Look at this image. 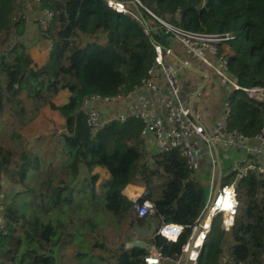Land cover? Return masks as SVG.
Instances as JSON below:
<instances>
[{"label": "trees", "instance_id": "1", "mask_svg": "<svg viewBox=\"0 0 264 264\" xmlns=\"http://www.w3.org/2000/svg\"><path fill=\"white\" fill-rule=\"evenodd\" d=\"M113 1L126 11L116 10L108 0H45L43 4L53 11L51 45L37 62L21 39L27 22L20 13L23 0H0V108L6 105L21 123L26 122L23 93L35 109L48 106L56 111L64 120L60 150L65 154L59 165L44 166L40 155L31 150L15 152L0 145V177L4 175L11 184L22 187L2 205L6 231L0 232V264H56L55 248L59 250L71 241L79 243L83 227L87 225V230L93 225L91 213H84L79 231L70 213L79 205L75 204V193L85 188L84 182L75 180L81 167L89 173L95 167L107 172L98 191L94 188L98 175H91L90 197L103 193V208L126 218L130 227L135 220L149 223L148 217H135L133 201L122 194L125 186L134 182L144 187L136 201L152 202L154 213L149 218L156 225L162 216L165 222L184 226L176 241L160 235L151 238L163 256L179 253L205 203L204 183L187 169L177 150L161 152L145 145L140 121H110L94 133L86 125L80 110L84 96L127 93L153 64L152 43H158L163 53L170 47L167 35L151 30V16L141 5L130 0ZM139 1L157 16L185 29L231 32L233 37L226 42L228 72L242 86H264V0ZM2 35L12 39L1 40ZM61 90L67 91V100L56 104L53 97ZM226 99L229 128L248 136L257 133L264 123V102L241 89L231 90ZM30 169L43 172L45 177L29 185ZM56 173L62 178L53 183ZM233 178L228 174L224 180L229 183ZM236 197L232 225L224 230L219 217L212 220L196 264H218L227 233L231 236V258L226 264H264V175L251 173L238 179ZM79 209L82 211L81 205ZM96 245L104 248L102 243ZM146 252L123 244L112 257L115 264H145ZM75 254L77 258L90 254L102 260L87 250Z\"/></svg>", "mask_w": 264, "mask_h": 264}, {"label": "built area", "instance_id": "2", "mask_svg": "<svg viewBox=\"0 0 264 264\" xmlns=\"http://www.w3.org/2000/svg\"><path fill=\"white\" fill-rule=\"evenodd\" d=\"M34 1L38 8L34 17L38 35L35 42L42 44L45 41L43 50H49V27L53 11L43 4L45 0ZM134 1L151 16V30H159L167 35L170 41L181 47L184 54L200 64L207 78H213L225 90L218 116L209 129L203 126L193 111L192 101L181 97L179 70L182 64L170 61L167 51L163 53L161 46L155 42L152 43L155 50L154 62L136 87L127 93L104 96L97 92L88 94L81 100L80 110L91 133L110 121L136 119L141 123L140 137L149 148L161 152L177 150L185 160L187 169L193 173L199 169L201 159L205 160L210 173L205 203L190 226V233L181 245L179 253L163 256L152 244L143 256L145 264H196V257L210 231L212 220L219 217L220 227L224 230H228L233 223L238 205L236 181L251 173L264 175V123L252 136L230 129V108L226 96L231 90L241 89L254 100L264 102V86H242L236 77L228 72L229 51L226 42L233 37L231 32L191 31L157 16L139 0ZM108 3L118 11H126L118 2L108 0ZM145 32H148V28ZM23 42L29 48L31 41ZM217 143L227 150L241 151L243 156L233 161L228 168L222 169L214 149ZM228 174H233V180L217 186L219 177ZM8 181L7 177H0V200ZM132 207L136 218H147L154 213L153 204L149 200L142 203L133 200ZM183 229V225L165 222L160 216L155 235L176 241ZM5 231L4 223L0 222V232ZM199 236H202L201 242L197 245ZM192 251H195V255H192ZM230 258L228 254V259Z\"/></svg>", "mask_w": 264, "mask_h": 264}, {"label": "rangeland", "instance_id": "3", "mask_svg": "<svg viewBox=\"0 0 264 264\" xmlns=\"http://www.w3.org/2000/svg\"><path fill=\"white\" fill-rule=\"evenodd\" d=\"M29 1L30 0H23L22 2L20 13H22L24 16L27 14L26 11L28 3L31 7L34 5L31 1ZM3 39L10 40L12 37H6V35H2L1 40ZM4 42V44H6V41ZM43 42L44 43L42 44L37 43L36 49H33V52L30 53V57L37 62L40 61V59L48 51L43 50L44 48L42 45L46 44L45 41ZM21 97L23 99L22 106L27 113L26 119L28 120L21 123V120L15 117L9 111L6 105L0 108V145L10 148L15 152H19L23 149L31 150L34 153L40 155L41 162L44 166H47L51 163L52 165H59L65 158V154L60 150L63 143L60 133L64 132V120L58 115L56 111L49 109L48 106L35 109L30 100L23 93L21 94ZM66 100V90H61L53 97V101L56 104L64 103ZM93 174L98 175L97 180L94 183V188L96 191L99 190L100 183L108 176L107 172L100 167H95L90 173L87 172L83 167L79 168L78 175L76 176L75 180L78 181V183L84 182L83 187L85 188L84 192L81 190L75 193L74 201L76 205H79L76 206V209L70 212L71 216L75 220L76 225L78 226L79 231L82 230L80 221H82L84 213H91L89 214L92 215L91 218L93 225L87 228V230H84V227L87 225L84 226L83 224L84 232H82V238H79V243H74V241H71L59 250L56 248L54 249L56 264H85L84 261L86 260L90 261V264H115L114 258L112 257L113 251L120 248L123 244L125 245V243L129 241L130 238L138 236L137 232H135L132 227L129 226L128 220L126 218L118 217L103 208V193H99L96 198L90 197L91 188L88 186V184L89 178ZM44 177L45 174L43 172L40 171L37 173L35 170L30 169L27 174L28 184L34 185V183L36 184ZM224 177L220 176L219 182L216 183L217 186L227 184V182L224 180ZM58 178H62V176L59 173H56L53 178V183H56ZM9 181L4 192L2 193L0 200V219L3 202H8L16 191L22 190V187L11 184ZM134 183L137 184L138 182ZM204 188L207 193L208 185H206ZM80 205L82 206V211L79 209ZM150 221L153 220L150 219ZM0 222H3V219H1ZM135 222L140 224L144 229L148 230L149 223L141 224L136 220ZM84 243L85 248H83ZM96 243H102L104 248H100L98 245H96ZM230 243L231 236L227 233L222 243L223 253L219 261L220 263L218 264H224V261L227 262L228 246ZM85 249L88 251V253H92L101 257L102 260L97 261V258L92 257L90 254L86 256L82 255V258H77V256H75L76 252L80 250L86 251Z\"/></svg>", "mask_w": 264, "mask_h": 264}, {"label": "crops", "instance_id": "4", "mask_svg": "<svg viewBox=\"0 0 264 264\" xmlns=\"http://www.w3.org/2000/svg\"><path fill=\"white\" fill-rule=\"evenodd\" d=\"M30 1L34 5L33 7H31L28 3L26 11L27 14L25 15L27 19L26 31L21 37V39L25 42H28L29 40L31 41L29 48L26 47V51L29 54L33 52V49H36L37 43L35 41L37 40L38 36L35 30L34 22V17L38 13V8L34 0ZM169 48L171 49L170 51H172L186 64H182L179 70V78L182 85V89L180 91L181 97L192 101L193 111L195 112L198 120L203 124L205 128L209 129L218 116L222 101L224 99L225 90L220 85H218L213 78H207L204 73L205 70L200 66V64L184 54L178 44L170 41ZM168 55L170 56V61L174 60L175 62L179 63L172 55ZM214 149L218 154L219 166L222 169L228 168L233 161L240 159L243 156V153L241 151L227 150L219 143L214 145ZM193 174L196 175L197 178L201 180L205 186L208 185L210 173L204 159H201L199 169ZM127 185H133L139 188L138 190H132L133 195L131 197L123 192V194H125L132 201L136 200L137 197H139L144 191V187L140 183H129ZM147 219L148 221H150L149 217Z\"/></svg>", "mask_w": 264, "mask_h": 264}, {"label": "water", "instance_id": "5", "mask_svg": "<svg viewBox=\"0 0 264 264\" xmlns=\"http://www.w3.org/2000/svg\"><path fill=\"white\" fill-rule=\"evenodd\" d=\"M130 3L136 4L134 0H130ZM167 53L172 55L180 64L186 65L179 57H177L172 51L167 50ZM132 229L137 232L138 238L132 237L125 243V247H131V246H138L141 248H144L145 250H148L151 245L153 244V241L151 238L155 235L156 231V223L154 221L149 222V228L144 229L140 224L137 222H134L132 224Z\"/></svg>", "mask_w": 264, "mask_h": 264}, {"label": "bare ground", "instance_id": "6", "mask_svg": "<svg viewBox=\"0 0 264 264\" xmlns=\"http://www.w3.org/2000/svg\"><path fill=\"white\" fill-rule=\"evenodd\" d=\"M139 188L138 187H135V186H133V185H127L125 188H124V190H123V192L125 193V194H127L128 196H132L133 194H132V190H138ZM201 237L202 236H199L198 238H197V240H196V243H197V245H199L200 244V242H201ZM192 255H195V251H192Z\"/></svg>", "mask_w": 264, "mask_h": 264}]
</instances>
